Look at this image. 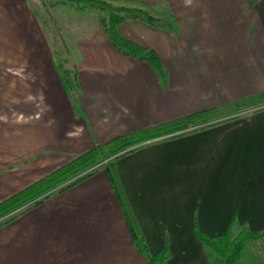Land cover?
<instances>
[{
	"label": "crops",
	"instance_id": "1",
	"mask_svg": "<svg viewBox=\"0 0 264 264\" xmlns=\"http://www.w3.org/2000/svg\"><path fill=\"white\" fill-rule=\"evenodd\" d=\"M141 1L177 31L135 19L118 29L157 52L166 84L111 45L97 11H65L54 23L77 51L64 59L71 96L33 1L0 0V202L120 135L211 107L219 121L120 155L119 195L99 166L1 217L0 264H147L123 208L149 253L167 246L166 264H211L197 230H264V103L233 112L264 92V0Z\"/></svg>",
	"mask_w": 264,
	"mask_h": 264
},
{
	"label": "trees",
	"instance_id": "2",
	"mask_svg": "<svg viewBox=\"0 0 264 264\" xmlns=\"http://www.w3.org/2000/svg\"><path fill=\"white\" fill-rule=\"evenodd\" d=\"M81 3V6L73 8L82 12H85L86 9L97 11L101 16L103 29L111 45L118 52L145 61L155 70L161 85L166 84L167 71L157 52L123 36L118 27L127 19H135L149 26L176 32L177 24L169 11H158L155 6L141 0H81ZM260 103H264V92L259 95V98L237 103V109ZM221 113V107L203 109L184 117H178L148 128L120 135L105 145L94 146L1 201L0 218L30 202L33 204L41 202L54 190H61L74 184L94 172L100 166V162L110 156L114 157L109 162L107 161L104 167L118 193L112 170V164L116 158L140 146L138 145L139 142L145 138L150 139L158 136H164L165 138L187 132L189 131L186 130L188 123L200 125L198 128L214 124L219 121L217 119ZM123 210L134 243L139 251L145 255L147 264H166L169 257L167 246L165 245L159 253H149L145 241L138 234L131 216L126 208H123ZM10 218L7 217L5 220ZM233 222L232 220L227 229L215 237H208L198 230L196 231V236L203 244L211 264H239L247 241L264 236V230L252 232L244 227L234 234L232 231Z\"/></svg>",
	"mask_w": 264,
	"mask_h": 264
},
{
	"label": "rangeland",
	"instance_id": "3",
	"mask_svg": "<svg viewBox=\"0 0 264 264\" xmlns=\"http://www.w3.org/2000/svg\"><path fill=\"white\" fill-rule=\"evenodd\" d=\"M33 4L37 8V13L39 14V17L41 18V23H45L48 28L52 30L53 36L52 38V46L53 48V56H54V63L56 65V68L58 69L61 78L64 80L66 87L69 89L70 95H73V91L75 88V85L73 84L74 80V71L73 69L66 70L64 66V59L65 58H74L77 56L76 50H70L68 51L62 44V37L59 33V30L55 26L54 23V17L55 15H63L64 12L69 11L70 14L78 15L82 11H78L76 9H70L73 7L81 6V0H32ZM57 4L56 6H54ZM54 6V7H53ZM73 6V7H72ZM158 11H166L164 9L156 7ZM87 10V9H86ZM95 11V10H94ZM58 12V13H57ZM158 18V17H156ZM169 20V19H167ZM44 27V26H43ZM46 30V29H45ZM47 31V30H46ZM74 87V88H73ZM238 109L235 108L234 111H237ZM191 125L190 123L187 124L188 126ZM186 128V130H187ZM146 141V138L144 140H141L138 145L144 143ZM114 156H110L107 159L100 162V167L106 164V162L112 160ZM240 230V229H239ZM239 230H234L232 228V231L234 234H236ZM239 264H264V236L254 239V240H248L246 243V246L242 252V257L239 262Z\"/></svg>",
	"mask_w": 264,
	"mask_h": 264
},
{
	"label": "built area",
	"instance_id": "4",
	"mask_svg": "<svg viewBox=\"0 0 264 264\" xmlns=\"http://www.w3.org/2000/svg\"><path fill=\"white\" fill-rule=\"evenodd\" d=\"M200 125H189L188 126V128H187V130H193V129H195V128H198Z\"/></svg>",
	"mask_w": 264,
	"mask_h": 264
}]
</instances>
